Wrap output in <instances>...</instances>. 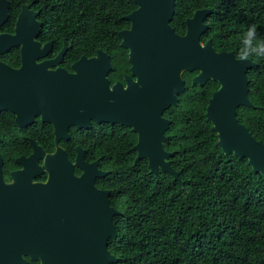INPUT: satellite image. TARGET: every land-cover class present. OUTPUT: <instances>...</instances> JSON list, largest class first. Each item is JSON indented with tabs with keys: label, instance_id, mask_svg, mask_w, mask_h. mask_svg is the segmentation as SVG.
I'll use <instances>...</instances> for the list:
<instances>
[{
	"label": "water",
	"instance_id": "water-1",
	"mask_svg": "<svg viewBox=\"0 0 264 264\" xmlns=\"http://www.w3.org/2000/svg\"><path fill=\"white\" fill-rule=\"evenodd\" d=\"M134 4L137 9L123 17L131 23V28L119 32L121 46L129 50L131 70L138 77L141 88L136 99L141 114L139 123L134 125L124 121V114L109 113L110 106L123 103L124 94L120 88V93H117L118 85L114 91L109 90L107 73L111 65L103 50L97 49L94 57H82L73 65L74 74L62 69L49 72L46 66H37L36 59L29 58V55L31 47L41 45L35 40L40 30L35 13L29 11V6L21 8L14 35L0 34V54L19 46L23 55V66L18 70L0 61V111L14 113L17 124L22 127L31 124L35 115H42L44 122L54 125L56 135L54 153L45 156L34 142V154L29 158H19L23 169L13 174L45 172L52 177L50 183L74 184L63 191L40 196L15 194L4 186L0 156V215H17L16 210L21 207L29 212V207L41 208L44 211L38 214L48 217L49 225L31 231L57 240L58 247L62 249L57 260L42 264H117L120 260L109 252L107 246L108 240L117 238L112 219L122 215L110 207L109 192L94 186L95 179L106 176L108 172L98 169V161L86 163L83 151L78 148L76 166L82 175L74 178V166L58 146L61 139L69 138V126L89 129L90 120H94L96 125L118 123L134 126L139 135L138 145L134 148V164L146 160L151 174L161 170L183 185L179 173L171 167V153L164 150V143L168 141L165 133L170 122L162 116L170 107H177V97L185 92L184 72H198L192 79V85L203 86L208 80L220 84L205 111V117L216 133V144L222 154L247 159L253 171L264 176V142L256 140L236 116L239 107L252 106L247 95V73L257 64L251 59L237 61L234 52L218 54L210 42L203 48L200 46L199 39L208 29L204 21L211 15L210 10L196 11L186 21L187 32L181 37L172 27L176 0H134ZM9 17L10 2L0 0V27ZM29 31L31 35H27ZM65 52L66 48L52 64L62 62ZM31 69L41 73L30 76ZM40 158H45L42 166L38 163ZM34 191L41 192V188ZM31 200L36 204H31ZM8 224L9 220L5 221V226L0 224V241L11 237L13 246L17 248L13 240L25 230L13 226L7 228ZM20 247L23 248L24 244ZM0 264L24 263L19 256L14 258L10 254L1 258Z\"/></svg>",
	"mask_w": 264,
	"mask_h": 264
},
{
	"label": "trees",
	"instance_id": "trees-1",
	"mask_svg": "<svg viewBox=\"0 0 264 264\" xmlns=\"http://www.w3.org/2000/svg\"><path fill=\"white\" fill-rule=\"evenodd\" d=\"M13 19L32 0H8ZM54 44L114 58L124 52L119 32L129 28L123 17L137 7L134 0H35ZM173 26L197 10H210L213 42L239 54L255 25L253 44L264 41V0H177ZM178 29V28H177ZM257 67L249 78L264 87V56H251ZM215 82L189 86L171 108L165 150L183 185L159 170L150 173L145 160L134 165L136 152L125 136L95 134L100 168L108 172L111 206L122 216L112 219L117 238L109 240L117 264H264V176L247 159L224 155L205 117ZM240 107L238 121L249 129L251 113ZM264 117V113H260ZM254 136V135H253ZM264 141V134L255 135ZM170 146L169 148H167Z\"/></svg>",
	"mask_w": 264,
	"mask_h": 264
},
{
	"label": "flooded vegetation",
	"instance_id": "flooded-vegetation-1",
	"mask_svg": "<svg viewBox=\"0 0 264 264\" xmlns=\"http://www.w3.org/2000/svg\"><path fill=\"white\" fill-rule=\"evenodd\" d=\"M176 4H177V0H176ZM23 6H29V11L35 13V19L39 24L40 31L35 37V40L41 45L39 47H31L30 50L32 51V53L29 55V58L36 59L35 63L37 66L39 67L44 66V68L46 66L49 72H54L57 69H62L68 72L69 74H74L75 71L73 65L76 62L80 61L82 57L91 58L95 56L97 50L95 51V54L89 55L88 53L85 52L82 53L79 48H76L75 51L73 48L67 46L66 44L61 46V48L57 47L54 44L53 40L50 39L48 40V37L50 36V31H48L47 29L48 26H46V23L43 20V16L40 13V10L38 8L39 7L38 2L32 0L30 3L22 5L21 8ZM21 8L13 19H10L11 18L10 15L8 21L0 27V34L14 35L16 33L15 32L16 21L18 19V15L21 11ZM192 17L184 19L183 23L177 26L178 28L177 29L175 28V26H173V21L175 19L174 16V19L172 21V27L175 33H177L181 37H184L187 32L186 21L191 19ZM209 17L210 16H208L204 21V24L208 27V29L199 39L200 46L203 48L207 42H210L212 49L216 53L219 54L222 52H234L237 56L238 53L235 48L224 49L222 45H218L213 42L211 36L209 35V29H210L208 24ZM130 28H131V23L129 28L126 29H130ZM31 33L32 32L29 31L27 35H31ZM49 43H51V45L49 47L46 46ZM64 48H66V52L64 54L62 62H60L59 64H52V62L55 61V59L64 50ZM122 48L124 49V52H122L120 55L114 56V58L119 59V61H116L115 63L114 61H112V55L104 51L109 56L110 65H111L107 73L109 90L110 92L114 91L115 86L118 85L117 93H120L119 91L120 88V90L124 94L123 103L121 105L117 104L115 107L110 106L109 113H111V111H115V113L124 114V121L127 124L134 125L139 123L138 116L139 114H141L139 104L136 102V99L139 96V91L141 90V88L139 86L138 77L134 76L131 70L132 64L130 63L129 50L124 47ZM249 59L254 61V59L251 57H249ZM0 61L14 70L20 69L23 66L22 48L16 46L11 48L6 53L0 54ZM250 71L247 73L248 76L247 95L252 106L248 107L250 108V110L246 113H251V126H252L253 135L255 137V135L260 134L261 131L264 134V117H261L260 114V113H264V87H263V95H262L263 103H262L259 86L254 83L255 80L249 78ZM40 73L41 72L38 70L37 72H33L32 69L29 72L30 76ZM197 74H198L197 71L184 72L182 74V79L184 80L185 92L188 90L189 86H199V85H192V79ZM208 81H206L203 85H205ZM214 82H215V88L212 91V94L215 91H217L220 86L218 82L216 81ZM179 96L177 97L178 104H179ZM241 107H245V106H241ZM171 108H175V107H170L168 110L164 111L162 116L165 120L170 122L169 129L172 123V120L170 119L171 117L170 115L172 114V112L170 111ZM89 126H90L89 129L77 128L76 126L73 125L69 126L67 130V134L69 138L67 140L61 139L58 143V146L61 147L66 152L69 161L74 166L73 169L74 178H80L82 175V171L76 166L78 148H80L83 151L82 156H83V160L86 163H92L98 161V169L104 171L99 167L101 163V157H97L95 153V145H96L95 134L99 132L121 134L122 136H125V140H127L128 143H132L133 150L138 145L139 142V135L135 130L134 126H129V127L122 126L118 123L115 125H110L106 123H102L101 125H96L94 120L89 121ZM169 129L165 133V137L168 139V141L164 143V150H165V145L170 141V136H168ZM55 136L56 135H55L54 125L50 122H44L42 120V115H35L34 120L31 124L22 127L17 124L16 115L14 113L8 110L0 111V156L2 158V179H4V186L11 188L12 191L18 195L27 194V195H35V196H40L42 194H48L53 192H60L67 187L74 186V184L71 182L64 183L62 181L61 182L56 181L50 183L52 177L45 172L34 175L13 174L23 169V166L18 161L19 158L21 157L29 158L34 154L35 152L33 145L34 142L38 147H40L44 151L45 156L54 153L57 147ZM256 140L263 141L262 139H256ZM169 147L170 146H168L167 148ZM44 161L45 158H40L38 161L39 165L42 166L44 164ZM106 176L96 178L94 181V186L100 191L109 192L108 200L110 202V207L114 208L111 206V189L108 188V184L105 181ZM37 187L41 188V192L34 191ZM31 204H36V201L31 200ZM29 210L30 212L21 207V208H17L16 211L17 213H19L17 215L10 214L8 217H6L5 215H0L1 225L5 226V221L9 220V224L6 226L7 228L13 226L25 230L24 233H21V235H17L16 238L13 240L14 242L17 243V248L13 246L11 237L7 236L6 239L0 241V253H4V255L0 254V259L5 258V255L11 254V256L14 258L19 256V258L24 264H42L48 262V260H52V261L57 260L59 258V255L62 253V249L58 247L59 245L58 241L49 239L47 238L46 235H42L40 233L31 231V229L34 228H39L45 225L48 226L49 225L47 221L48 217L38 214L44 211L39 207H29ZM45 210L47 211L48 209L45 207ZM2 243L8 245L5 244L2 245ZM20 244H24V247L21 248ZM107 247L110 252L109 242Z\"/></svg>",
	"mask_w": 264,
	"mask_h": 264
},
{
	"label": "clouds",
	"instance_id": "clouds-1",
	"mask_svg": "<svg viewBox=\"0 0 264 264\" xmlns=\"http://www.w3.org/2000/svg\"><path fill=\"white\" fill-rule=\"evenodd\" d=\"M255 31V25L250 26L247 33L249 39L245 41V47L242 48L240 53L236 56L237 61H247L251 56H264V41H259L255 44L252 42Z\"/></svg>",
	"mask_w": 264,
	"mask_h": 264
}]
</instances>
